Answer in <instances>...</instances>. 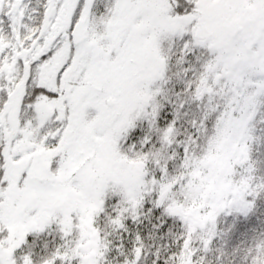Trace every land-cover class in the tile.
<instances>
[{
  "label": "snow or ice",
  "instance_id": "snow-or-ice-1",
  "mask_svg": "<svg viewBox=\"0 0 264 264\" xmlns=\"http://www.w3.org/2000/svg\"><path fill=\"white\" fill-rule=\"evenodd\" d=\"M226 217L264 221V0H0V264H264Z\"/></svg>",
  "mask_w": 264,
  "mask_h": 264
},
{
  "label": "trees",
  "instance_id": "trees-1",
  "mask_svg": "<svg viewBox=\"0 0 264 264\" xmlns=\"http://www.w3.org/2000/svg\"><path fill=\"white\" fill-rule=\"evenodd\" d=\"M233 219H237V220L243 221L244 224L249 225V231L252 228H255L256 231H260L262 228H264V221H262V219H260V218H255V217L253 218V222L251 224H249V221L246 218H243V217H233V218L226 217V218H224L222 226L227 227L228 224ZM245 238H246V235L238 233L233 239H234V242L236 244H239Z\"/></svg>",
  "mask_w": 264,
  "mask_h": 264
}]
</instances>
